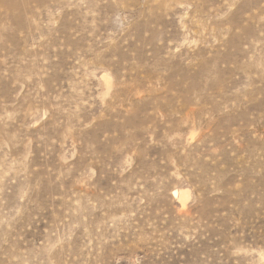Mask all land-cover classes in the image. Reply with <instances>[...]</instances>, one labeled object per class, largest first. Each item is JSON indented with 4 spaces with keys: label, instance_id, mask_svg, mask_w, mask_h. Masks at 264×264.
I'll list each match as a JSON object with an SVG mask.
<instances>
[{
    "label": "rangeland",
    "instance_id": "obj_1",
    "mask_svg": "<svg viewBox=\"0 0 264 264\" xmlns=\"http://www.w3.org/2000/svg\"><path fill=\"white\" fill-rule=\"evenodd\" d=\"M0 264H264V0H0Z\"/></svg>",
    "mask_w": 264,
    "mask_h": 264
}]
</instances>
